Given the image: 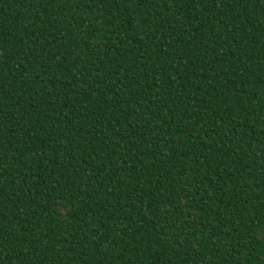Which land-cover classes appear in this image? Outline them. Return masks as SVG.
I'll return each mask as SVG.
<instances>
[{"label":"trees","instance_id":"obj_1","mask_svg":"<svg viewBox=\"0 0 264 264\" xmlns=\"http://www.w3.org/2000/svg\"><path fill=\"white\" fill-rule=\"evenodd\" d=\"M0 264H264V0H0Z\"/></svg>","mask_w":264,"mask_h":264}]
</instances>
